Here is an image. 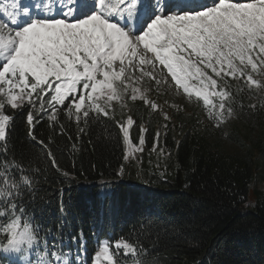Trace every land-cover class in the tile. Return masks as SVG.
I'll return each instance as SVG.
<instances>
[{
    "label": "snow or ice",
    "instance_id": "6c2138e0",
    "mask_svg": "<svg viewBox=\"0 0 264 264\" xmlns=\"http://www.w3.org/2000/svg\"><path fill=\"white\" fill-rule=\"evenodd\" d=\"M142 82L163 83L187 103L202 101L208 119L220 128L233 118L236 96L245 87L264 93V0H0V151L5 154L13 113L26 110L30 129L46 117L62 133L61 114L74 120L80 133L91 121L112 120L126 149L123 158H135L144 151L149 129L125 115L124 109L131 112L128 101L159 110L164 121L171 118L142 90ZM29 135L56 166L48 145ZM161 135L157 130L153 151ZM63 175L73 180L70 173ZM26 193L34 202L35 178L20 163H0V264H119L115 253L121 251L133 257L132 264H145L138 258L142 246L127 238L98 243L87 261L81 243L73 259L62 244L48 243L51 232L40 235Z\"/></svg>",
    "mask_w": 264,
    "mask_h": 264
},
{
    "label": "trees",
    "instance_id": "16d2710c",
    "mask_svg": "<svg viewBox=\"0 0 264 264\" xmlns=\"http://www.w3.org/2000/svg\"><path fill=\"white\" fill-rule=\"evenodd\" d=\"M261 96L245 87L236 96L234 117L264 136ZM249 104L256 108L249 109ZM132 105L133 119L149 129L139 152L146 158L139 167L130 165L123 179L125 149L114 121H91L80 133L75 121L61 114L62 133L46 117L30 129L26 110L13 113L8 151H0V163H20L35 178L36 199L32 202L26 193L25 203L40 235L51 232L48 243L64 249H78L82 243L86 260L98 243L127 238L142 246L138 258L145 264H264V189L254 210L243 211L258 194L259 173L264 188V144L255 141L245 156L226 155L201 134L208 125L199 117L187 115L183 122L181 110H173L164 128L158 110L150 111L139 100ZM157 130L162 135L153 151ZM30 131L51 149L56 166ZM131 137L138 139L135 125ZM158 149L169 154L166 163L157 156ZM11 172L19 177L15 167ZM64 172L73 180H66ZM115 254L119 264H132L130 255Z\"/></svg>",
    "mask_w": 264,
    "mask_h": 264
},
{
    "label": "rangeland",
    "instance_id": "374dc122",
    "mask_svg": "<svg viewBox=\"0 0 264 264\" xmlns=\"http://www.w3.org/2000/svg\"><path fill=\"white\" fill-rule=\"evenodd\" d=\"M11 2L12 0H4L5 4H11ZM140 87L142 88V90L148 89L147 95L150 94L151 99L155 100L158 105H161L163 107V111L167 112L169 116L174 114L173 110L176 112H178L177 110H181V121L183 122H185L186 120L185 116L191 114L202 119L203 123H206L208 127L206 130H202L201 134H203V136L209 142L216 144L220 152H222L223 154L245 156L247 149L251 148L255 141L260 140L264 144V136H260L259 132L256 129L240 122V120H238L234 116L233 118H230L228 122L223 124L220 128L214 127L213 122H210L207 118H205V111L202 108V101L187 103L186 100L182 98L179 93H173L171 88L169 86H165L163 83L157 86L154 82H151V86L149 87V82H142ZM156 95L158 96L160 101H157L158 98ZM165 101H167V103H165ZM132 104L133 102L129 100L128 106L130 109H132L133 107ZM123 111L125 115H132V112H129L127 108ZM157 112L159 115V120L165 124V121L163 120L160 111L158 110ZM116 116L120 117V109L118 105L116 106ZM230 133H232L231 137H229ZM125 151L126 149L124 150V152ZM138 154L139 152L135 153V158L133 159H124V165L121 168V170L123 171L121 179H123L124 174L126 175L130 171V165H132L133 167H139L141 161L146 158V156L144 158H141L140 156L142 154ZM167 155H169L167 152L164 153L163 150L158 149L157 156H161V158L164 157V159H160V161H165L164 163H166L168 158ZM164 163L162 162V165H164ZM169 165L171 167L175 166L171 159ZM256 183L257 185H255V188L256 191H258V194L252 195V202H248L247 204L243 205V211L245 212L254 210L253 206L256 200L262 201L261 194L264 188L262 186L263 181L260 173L256 176Z\"/></svg>",
    "mask_w": 264,
    "mask_h": 264
}]
</instances>
